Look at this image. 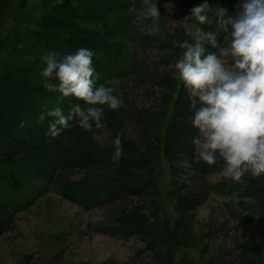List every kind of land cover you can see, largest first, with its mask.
<instances>
[{
    "label": "trees",
    "instance_id": "1",
    "mask_svg": "<svg viewBox=\"0 0 264 264\" xmlns=\"http://www.w3.org/2000/svg\"><path fill=\"white\" fill-rule=\"evenodd\" d=\"M238 1L208 0V3L211 12H216ZM132 6L133 0L111 3L106 0H26L19 8V25L7 28V43L12 44V50L4 56L0 108L5 104L12 107L6 108V128L0 131L3 134L0 141V236L12 229L20 210L31 206L37 196L58 183L60 193L66 198L85 209H99L114 229H126L130 235H138L152 251L155 262L151 264H178L170 245L172 238L164 234L161 220L152 216L157 213L159 189L154 182L157 165L150 154L158 157L157 151L168 156L176 177L179 172L188 174V179L178 185L177 192L171 193L177 197L180 214L186 220L193 218L195 209L217 189L223 194L251 195L264 212V192L259 188L258 177L248 173L243 182L228 179L214 185L207 175L222 172L223 162L208 165L196 159L192 139L198 130L191 125L193 113L189 110L183 84L173 77L174 60L180 51L178 36L172 35L173 39H169L170 36L161 42V32L155 37L143 35L142 47L153 49L159 56L155 54L156 58L147 59L144 54L148 49H140L142 52L138 50L126 66L119 64L122 45L114 35L125 33L127 29L139 32L130 11ZM113 14L116 25L106 26L105 19ZM213 15L211 25L200 27L214 29L217 13ZM13 21L11 17L10 25ZM100 26L106 27L103 37L97 30ZM218 40L226 45L228 38L222 34ZM81 47L95 52L93 63L98 85L111 77H134L132 90L137 92L131 95L124 90V106L118 110L105 107L103 117L105 127L113 131L114 140L117 134L121 137L124 151L118 166L110 159L114 141L104 145L95 136V126L85 131L75 121H70V126L53 138L45 135L52 118H39L41 113L56 107H61L67 115L71 105L84 106L81 100L71 96L61 98L59 92L45 89L41 76V70L46 67L42 56L46 52L65 55ZM206 47L209 51L217 50ZM139 96L151 102L149 107L140 106ZM223 226H226L224 220L217 230H224ZM235 241L230 252L234 264H264L241 242ZM59 255L61 257V252L56 260L61 262ZM38 261L35 254H27L19 264ZM75 264L121 263L85 261ZM180 264L191 263L183 258Z\"/></svg>",
    "mask_w": 264,
    "mask_h": 264
},
{
    "label": "rangeland",
    "instance_id": "2",
    "mask_svg": "<svg viewBox=\"0 0 264 264\" xmlns=\"http://www.w3.org/2000/svg\"><path fill=\"white\" fill-rule=\"evenodd\" d=\"M106 1L119 2V0ZM24 2L26 0H0V80H2L1 74L4 73L2 70L5 65L4 56L9 49L12 50V44L7 43V28L19 25L21 20V14L18 15L19 8L21 9ZM168 2L169 0H157L161 14L159 24L164 29H160L162 34L160 41L170 36L169 39H173L172 35L178 36L177 40L180 43L190 39L184 35L181 24H195V21H185L184 17L190 15V10L203 0H170L174 7L171 13L164 7ZM239 2L226 8L229 15L234 14ZM140 8L141 0H133L130 11L134 22ZM216 13L217 11L211 12V10L208 12L210 21H213V14ZM11 17L14 19L12 25L9 23ZM115 18L116 15H110L104 23H107L106 26H115ZM102 28V26L97 27V30L101 31L103 37L106 27ZM142 38L143 34L140 31L133 33L130 29L125 33L114 35V39L122 45L119 58L121 66L131 62L134 54L140 49H148L144 54L147 59L156 58L155 54L159 56L153 49L142 47L145 44ZM181 51L182 49L177 54L174 64ZM133 79V75L116 76L101 84L113 87L115 94L122 99L124 90L131 92V95L137 92L132 90ZM139 97L140 106L149 107L151 102L143 96ZM11 107L5 104L0 108V131L6 128L5 111L6 108ZM95 136L104 145L114 141L113 131L106 127L95 128ZM2 137L3 134H0V141ZM157 152L160 153L158 157L150 154L153 163L157 165L154 182L159 189L157 213L152 216L161 220L165 226L164 234L172 238L173 244L170 245L176 253L178 264L183 258L191 264H234L231 248L236 242L235 239L241 242L250 254L264 263V212L260 211L254 198L243 193L223 194L217 189L195 209L193 218L186 220L180 214L177 197L171 193L177 192L178 185L188 179V174L179 172L176 177L171 170L172 162L169 161L168 156L161 151ZM196 159L200 161L197 157ZM207 179L214 185L228 181L220 171L209 173ZM257 182L263 193L264 176H259ZM58 185L54 183L37 196L31 206L20 210L12 229L0 236V264H19L27 254H35L39 259L35 264H75L85 261L91 263L113 261L121 264L155 262L150 247L138 235H130L126 229H114L105 221L102 211L85 209L66 198L60 193ZM223 220L226 222V226H223L225 229L218 231ZM162 246L167 248L164 244ZM58 252H61V257L60 255L57 257L61 262L56 260ZM180 253L184 257L180 258Z\"/></svg>",
    "mask_w": 264,
    "mask_h": 264
},
{
    "label": "clouds",
    "instance_id": "3",
    "mask_svg": "<svg viewBox=\"0 0 264 264\" xmlns=\"http://www.w3.org/2000/svg\"><path fill=\"white\" fill-rule=\"evenodd\" d=\"M164 7L169 13L174 10L170 0ZM210 10L208 0H203L184 17L195 24H181L190 39L179 44L182 51L173 77L183 84L193 113L191 125L198 130L192 139L196 157L208 165L222 161V176L243 182L248 173L264 176V0H240L231 15L226 8L218 9L215 28L206 30L200 25L213 23ZM160 16L157 0H141L135 24L143 35L155 37ZM222 34L228 38L227 45L218 40ZM94 56L93 50L84 47L71 54L42 56L43 87L85 105H71L67 115L61 107L41 113V120L52 118L45 135L55 138L70 121L85 131L93 126L102 129L105 106L109 110L124 106L113 87L97 84ZM113 146L110 159L118 166L124 151L119 134Z\"/></svg>",
    "mask_w": 264,
    "mask_h": 264
}]
</instances>
